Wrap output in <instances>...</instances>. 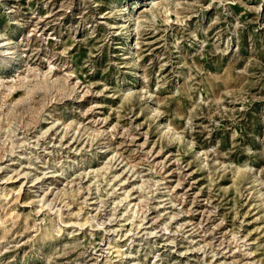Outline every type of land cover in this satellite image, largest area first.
<instances>
[{
  "label": "rangeland",
  "instance_id": "rangeland-1",
  "mask_svg": "<svg viewBox=\"0 0 264 264\" xmlns=\"http://www.w3.org/2000/svg\"><path fill=\"white\" fill-rule=\"evenodd\" d=\"M0 264H264V0H0Z\"/></svg>",
  "mask_w": 264,
  "mask_h": 264
}]
</instances>
